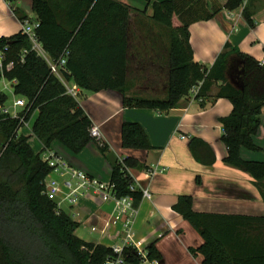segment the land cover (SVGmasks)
<instances>
[{
	"label": "trees",
	"instance_id": "obj_1",
	"mask_svg": "<svg viewBox=\"0 0 264 264\" xmlns=\"http://www.w3.org/2000/svg\"><path fill=\"white\" fill-rule=\"evenodd\" d=\"M242 0H163L155 2L152 18L168 29V81L164 97L127 95L130 7L116 0H33L38 26L36 35L50 58L57 61L68 52L63 77L83 90L113 89L122 93L124 107L151 108L167 112L192 94L205 106L209 100L227 98L232 112L220 119L228 154L225 162L264 180V161L246 160L242 147L259 149L254 141L264 108V64L230 43L211 66L194 60L190 26L213 19L223 9L234 10ZM246 7V6H245ZM21 21L28 19L15 10ZM245 17L253 25L251 12ZM6 50L0 66V80H14V92L27 100L17 116L2 111L8 94L0 93V263L1 264H104L113 256V247L88 242L76 233L79 223L59 210L56 200L45 193V181L52 172L42 152L35 153L31 136L19 130L35 116L32 130L51 150L59 140L79 152L95 139L93 122L78 98L67 92L64 82L52 73L49 63L37 51L27 34L20 32L0 37V51ZM236 54L243 65L242 85L235 86L226 75L229 58ZM221 82L217 95L212 88ZM124 148L150 149L148 135L140 123L122 125ZM190 149L201 162L212 165L215 156L210 146L192 138ZM105 152L107 146L103 145ZM111 182L119 196L132 195L136 203L143 191L132 189L129 169L144 167L134 157L112 163ZM199 231L204 242L193 253L203 255V264H264V244L254 236L264 229V216L225 215L196 212L193 198L182 195L174 206ZM257 238V240H256ZM127 263L141 264L143 259L133 247H126ZM150 260H161L155 243L147 247Z\"/></svg>",
	"mask_w": 264,
	"mask_h": 264
},
{
	"label": "crops",
	"instance_id": "obj_2",
	"mask_svg": "<svg viewBox=\"0 0 264 264\" xmlns=\"http://www.w3.org/2000/svg\"><path fill=\"white\" fill-rule=\"evenodd\" d=\"M116 1L130 7L128 80L145 81L144 84L137 83L130 87L127 95H160V90L165 95L169 37H166V27L152 18L153 4L163 0ZM247 7L253 25L245 17ZM245 8L241 5L234 10L223 9L213 19L195 22L190 26V43L196 62L211 67L227 43L259 61L264 59V0H249ZM17 9L31 21L36 20L33 0H0V37H10L21 31L22 22L15 13ZM226 75L230 82L241 87L243 65L236 54L229 58ZM165 80L166 83L163 82ZM14 84V80H0V93H7L8 101L11 94L16 96ZM220 85L221 82L216 84L210 93L217 95ZM78 101L93 125L99 127L100 137L90 141L79 152L72 151L61 142H57L51 152L58 154L72 167L105 182L111 181L112 163L116 159L131 156L144 165L129 169L137 189H149L152 194L151 198L142 197L136 203L137 214L132 234L138 246L145 251L150 244H156L162 254L158 264H203V255L191 251L204 242L203 237L174 208L182 195L193 198L196 212L264 216V180H255L250 173L224 160L228 149L222 140L224 127L220 119L233 110V103L229 99H211L202 106L192 93L182 98L176 107L164 112L151 108L124 107L122 93L117 90L95 92L80 88ZM6 103L4 108L10 110ZM22 110L17 109L18 112ZM35 116L24 125L31 136H35L32 130ZM126 121L143 126L150 149L123 147L121 133ZM24 126L20 128V134H25ZM182 135L186 139L181 138ZM195 137L207 143L214 152L215 162L212 165L199 161L192 153L190 141ZM254 141L259 149L242 147L241 155L246 160L264 161V108ZM103 145L107 146L105 152L102 150ZM152 168L165 170L148 177L146 173ZM51 176L62 184L57 200L61 203L60 209L79 223L76 231L79 237L108 247L122 243L125 236L124 220L112 222L114 200L104 201L99 195L90 193L80 196L73 203L66 199L69 189L63 185V178L56 173ZM254 231V236L263 240L258 244H264V229L258 230V233Z\"/></svg>",
	"mask_w": 264,
	"mask_h": 264
},
{
	"label": "built area",
	"instance_id": "obj_3",
	"mask_svg": "<svg viewBox=\"0 0 264 264\" xmlns=\"http://www.w3.org/2000/svg\"><path fill=\"white\" fill-rule=\"evenodd\" d=\"M248 2L249 0H242V6L245 8ZM21 22L23 32L28 35L32 43V49L37 51L43 58L46 59V61L49 63L52 73L57 75L66 85L67 92L70 95L78 98L80 95L79 86L76 83H70L62 75V71L66 69L68 52L64 53L57 61H54L50 58L49 54L45 51L41 43L38 41L36 35L38 22L36 20L31 21L30 19H26L25 21ZM6 50L7 49L0 51V66L3 65V61L6 57ZM260 63L264 64V59H262ZM201 85L202 82H200L191 90L193 95H196L199 92ZM199 100L201 101L202 99ZM26 105L27 100L24 97H20L18 99H15L14 101V111H10L6 108H2V111L17 116L19 114L17 109L19 107H21V109H24ZM90 133L92 137L98 139L100 137L99 127L93 125L91 127ZM181 138L186 139V136L182 135ZM46 156L47 157H45L44 159L49 162L53 170L45 181L44 193L50 199L57 201L59 210H61V203L57 200V197L62 190V184L57 178L51 176L53 173H56L63 178V185L69 189L66 199H69L73 203H75L80 196H84L90 193L99 195L104 201L110 199L115 201L114 219H112V222L124 220L125 236L121 244L115 245L113 247V256L108 258L104 264H126L127 262L125 257V249L126 247L130 246L135 248L138 254L142 257L143 261L141 264H158V260H150L147 257V251L140 248L133 238L132 225L137 214V205L136 200L132 195L128 194L119 196L117 194L116 185L114 183H112L111 181L105 182L99 177L90 175L83 170L72 167L58 154L51 152V150ZM164 170L165 169L152 168L147 171L146 175L150 177L155 174L162 173L164 172ZM136 188L137 186L133 181L132 189ZM142 191L143 198L152 197L149 189H144Z\"/></svg>",
	"mask_w": 264,
	"mask_h": 264
},
{
	"label": "rangeland",
	"instance_id": "obj_4",
	"mask_svg": "<svg viewBox=\"0 0 264 264\" xmlns=\"http://www.w3.org/2000/svg\"><path fill=\"white\" fill-rule=\"evenodd\" d=\"M32 17H33V15H32ZM168 32H169V31H168V29L166 28V37H167V38L169 37V36H168ZM163 82L166 83V80L163 81ZM137 83H142V84H144L145 81H135V80H131V81H129L130 87H132V86H134V85H137ZM161 92H163V91L160 90V91H159L160 95L158 94V95H155V96L164 97L165 95L162 94ZM18 98H20L19 95L13 96V95L11 94L9 101L6 103V106L9 107L11 111H14V101H15V99H18ZM18 109H21V107H19ZM23 131H24L25 135L31 136V134L28 133V130H27L26 126L23 127ZM29 142H30V144L32 145V148L34 149L35 153L42 152V156H43V157L46 156L47 153H45L46 151H44V145H43V143L41 142V140H40L38 137H36V136H31L30 139H29ZM57 142L60 143L59 140H55V141L52 143V148L55 147V144H56ZM52 148H51V150H52ZM0 264H1V263H0Z\"/></svg>",
	"mask_w": 264,
	"mask_h": 264
}]
</instances>
